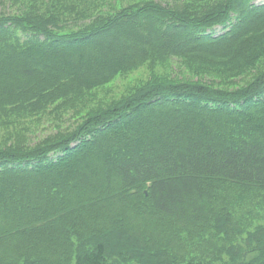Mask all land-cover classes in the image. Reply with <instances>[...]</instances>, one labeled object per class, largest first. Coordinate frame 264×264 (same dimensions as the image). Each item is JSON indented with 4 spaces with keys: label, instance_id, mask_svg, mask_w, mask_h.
Wrapping results in <instances>:
<instances>
[{
    "label": "trees",
    "instance_id": "trees-1",
    "mask_svg": "<svg viewBox=\"0 0 264 264\" xmlns=\"http://www.w3.org/2000/svg\"><path fill=\"white\" fill-rule=\"evenodd\" d=\"M0 126V264H264V0H0Z\"/></svg>",
    "mask_w": 264,
    "mask_h": 264
},
{
    "label": "rangeland",
    "instance_id": "rangeland-1",
    "mask_svg": "<svg viewBox=\"0 0 264 264\" xmlns=\"http://www.w3.org/2000/svg\"><path fill=\"white\" fill-rule=\"evenodd\" d=\"M110 1H113V0H110ZM123 1H127V0H123ZM76 51L79 55H82L83 53L82 48H77ZM145 76H146V73L143 72V70H140L139 72H137V74L132 79H129L126 82L124 80H120L117 83L109 85L108 87H104L102 91L100 90L98 91V94L100 96L102 93L105 94V92H107V94L109 95L108 98L118 97L122 92L125 91L126 86L128 84L132 83L138 78L144 79ZM58 110L60 109L56 108L55 106H52L51 108L47 110L49 112V117L40 116L38 118H32V119H37V120H34V121L31 120L29 123L25 121L23 122L20 121L19 125L22 127V129H19L20 127H18L16 131H12L8 129L10 130L8 135L12 136L13 134L23 133L25 137H29L28 139L35 140V139L41 138L49 134L50 132L56 130L57 128H66L67 126H72L73 122L75 121L74 111L69 110V109L67 110L64 109L65 111H67V113H65L63 112L64 110L62 112H59ZM47 119L49 120V123H46ZM51 121L53 122L51 123ZM5 131H6L5 128L0 126V143L2 142L4 138Z\"/></svg>",
    "mask_w": 264,
    "mask_h": 264
}]
</instances>
